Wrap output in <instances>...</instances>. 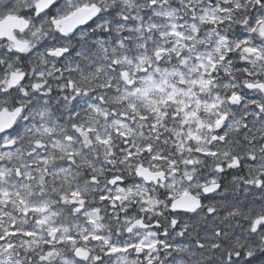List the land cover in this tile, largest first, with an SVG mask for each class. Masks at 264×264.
<instances>
[{"label": "clouds", "instance_id": "obj_1", "mask_svg": "<svg viewBox=\"0 0 264 264\" xmlns=\"http://www.w3.org/2000/svg\"><path fill=\"white\" fill-rule=\"evenodd\" d=\"M0 264H264V0H0Z\"/></svg>", "mask_w": 264, "mask_h": 264}, {"label": "snow or ice", "instance_id": "obj_2", "mask_svg": "<svg viewBox=\"0 0 264 264\" xmlns=\"http://www.w3.org/2000/svg\"><path fill=\"white\" fill-rule=\"evenodd\" d=\"M75 195V194H74ZM15 233H13V235H14ZM30 235V234H29ZM113 251H118L117 249H113Z\"/></svg>", "mask_w": 264, "mask_h": 264}]
</instances>
